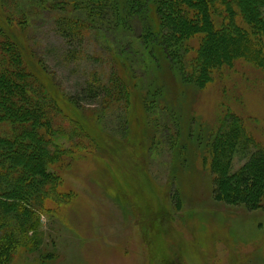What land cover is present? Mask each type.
Masks as SVG:
<instances>
[{"label":"rangeland","instance_id":"374dc122","mask_svg":"<svg viewBox=\"0 0 264 264\" xmlns=\"http://www.w3.org/2000/svg\"><path fill=\"white\" fill-rule=\"evenodd\" d=\"M19 1L26 22L12 36L49 89L57 120L84 125L103 148L73 149L74 160L52 165L74 198L41 212L11 264H264V210L217 200L209 156L214 134L232 114L264 145V71L238 62L199 88L186 69L195 50L164 41L158 0L144 2L153 14L145 25L131 20L132 0H112L117 8L101 18L87 14L85 0H59L63 13L92 22L91 32L75 41L57 31L50 0L48 8ZM188 44L196 48L198 41ZM112 66L132 86L133 115L147 119L140 130L131 122L128 130L120 108L104 110L98 96L88 95L87 83L96 74L106 78ZM141 90L154 103L146 112ZM136 138L140 151L131 147ZM59 141L70 147L66 137ZM245 161L236 156L232 170ZM128 177L139 186L130 199L121 194L122 185L135 186Z\"/></svg>","mask_w":264,"mask_h":264},{"label":"trees","instance_id":"16d2710c","mask_svg":"<svg viewBox=\"0 0 264 264\" xmlns=\"http://www.w3.org/2000/svg\"><path fill=\"white\" fill-rule=\"evenodd\" d=\"M145 1L132 0L128 5L131 20L143 25L149 15L153 17ZM71 2L66 0V4ZM36 3L48 8L46 0ZM111 3L112 0H85L87 14L101 18L108 8H117ZM60 4L59 0H50L56 29L66 40H79L91 32L92 22L74 15V11L63 13ZM155 8L168 46L183 43L188 52L195 50L186 69L199 88L232 70L238 62L264 71V0H158ZM25 22L22 2L0 0V264L13 262L21 238L38 228L41 212L51 211L50 203L61 205L73 200V192L64 191L62 178L50 170L52 165L68 158L74 160L78 151L73 149L103 148L100 139L84 125L57 120V106L49 89L29 67L21 42L12 36L14 31L21 32ZM121 29H125L124 25ZM193 39L198 41L196 48L188 44ZM124 76L114 66L106 78L96 74L87 83L88 95L98 96L104 110L120 108L127 114L128 130L129 122L140 130L147 125V119L133 115L132 86ZM141 92L146 112L154 103L146 91ZM228 117L232 119L221 122L209 149L215 197L249 210H264V145L247 134L236 115ZM128 136L134 138L133 133ZM61 137L70 140V147L60 143ZM142 145L138 142L131 147L140 151ZM236 156H245L246 161L233 171ZM105 163L111 166L109 161ZM133 182L135 186L130 187L121 182L122 196L134 197V188L139 186Z\"/></svg>","mask_w":264,"mask_h":264}]
</instances>
